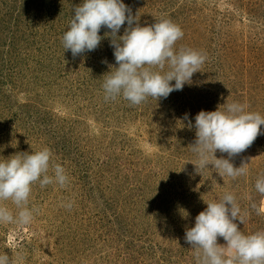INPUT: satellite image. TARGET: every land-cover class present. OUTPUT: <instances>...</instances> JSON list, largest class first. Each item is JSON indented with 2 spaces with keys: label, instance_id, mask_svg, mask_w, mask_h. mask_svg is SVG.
Wrapping results in <instances>:
<instances>
[{
  "label": "rangeland",
  "instance_id": "rangeland-1",
  "mask_svg": "<svg viewBox=\"0 0 264 264\" xmlns=\"http://www.w3.org/2000/svg\"><path fill=\"white\" fill-rule=\"evenodd\" d=\"M51 1L0 0V58L16 56L19 78L28 85L16 93L7 87L11 93L0 102V161L47 148L69 182L33 185V219L0 223V254L14 264H198L186 230L206 202L228 192L245 216L244 224L235 221L239 229L245 235L264 231V213L257 214L264 195L255 189L264 177V125L231 158L236 167L248 163L247 175L222 178L212 166L200 174L192 151L195 116L202 110L238 102L264 116V0H124L133 15L139 13L141 26L161 18L179 25L184 36L177 50L207 55L192 85L135 106L123 97L104 98L109 65L118 67L111 30L102 27L100 45L73 57L62 44L69 24L45 30L35 20ZM64 1L71 9L82 2ZM34 21L35 41L29 38ZM1 67L6 72L10 63ZM30 94L38 102L28 117L18 104ZM216 156L228 158L219 151ZM0 206L16 211L11 201ZM217 242L227 243L222 237Z\"/></svg>",
  "mask_w": 264,
  "mask_h": 264
},
{
  "label": "clouds",
  "instance_id": "clouds-1",
  "mask_svg": "<svg viewBox=\"0 0 264 264\" xmlns=\"http://www.w3.org/2000/svg\"><path fill=\"white\" fill-rule=\"evenodd\" d=\"M139 18V13L133 15L124 0H82L63 34L64 48L76 57L100 45L102 27L111 30V46L118 67L112 71L109 65L111 70L102 85L105 101L123 97L135 106L149 97L167 98L173 91L183 90L186 84L192 85L193 75L200 72L207 60L202 52L176 49V42L184 32L171 20L161 18L154 24L141 26ZM125 23L128 27L118 36ZM224 105L223 110L220 107L215 111L202 110L195 116L196 141L192 151L197 159L193 164L200 174L212 166L222 178L235 179L247 175L248 163L236 167L231 158L244 152L261 134L264 116L247 112V106L238 102ZM217 151L227 153L228 158H217ZM50 169L52 175L48 174ZM37 182L40 187L53 183L63 187L69 182L65 168L53 162L49 149L20 153L0 161V201H11L16 207L13 212L0 206V223H31L33 209L29 207V198ZM255 189L264 195V177L257 179ZM206 204L207 208L196 216L195 226L185 233V242L196 250L198 264H264V231L245 235L239 229L235 221L244 224L245 216L236 197L228 192L218 201ZM261 213L264 203L257 209V214ZM218 237L227 242L226 246L218 244ZM0 264L14 261L7 254H0Z\"/></svg>",
  "mask_w": 264,
  "mask_h": 264
},
{
  "label": "trees",
  "instance_id": "trees-1",
  "mask_svg": "<svg viewBox=\"0 0 264 264\" xmlns=\"http://www.w3.org/2000/svg\"><path fill=\"white\" fill-rule=\"evenodd\" d=\"M81 3L77 4V6H79ZM76 7L73 6V9H71L70 6L65 5V1L63 4V2L61 3V0H54V1H51L48 3V6L46 7V10L47 9L48 10L47 11L45 10L46 12L41 10V12H44V16L42 18L37 17V18H35V20H37L41 24V27L45 30L49 29L50 26H52L55 22H56V24L63 25V26H65L66 24L70 25V22L73 18V15H74L73 10H75ZM20 10L21 9L19 7L18 11H20ZM70 11H72L71 12V18H69ZM21 15H22V13L19 16H17V19ZM21 22H22V19L17 20V24L12 23L13 24L12 27L15 29V26L18 25V28L20 29V27H21L20 23ZM8 24H9V20H7V18L4 17V26H7ZM30 28H32V29H31V34H29V38H31L33 41H35L36 40L35 37L38 36V34L36 32L38 30V28H37V25L35 24V21L32 23V27H30ZM103 31H104V28H101L100 32H103ZM108 33H110V32H108ZM101 36L104 37V35H101ZM12 42H15V38L12 39ZM33 43H38V42H33ZM31 44L32 43H29L28 46ZM13 48H15V47H13ZM38 59H39V57H38ZM18 62H19V59L16 56H15V59L10 58L9 60H6V61L3 57V55L0 58V64L2 66L10 63V68L6 72L1 71L2 67L0 65V71L2 72V73H0V102L2 101V99L5 96H7V95H5L7 92L8 93H11V92L16 93V92L20 91V89L28 86V85L23 84L22 80L19 78L21 76H19L20 72L17 71L18 66L20 65ZM36 64H38V62H36ZM11 85H13V89H12ZM7 87H9L11 89V92H9ZM32 91H33V88L29 89L27 92L32 93ZM33 99L34 98H32V94H30V97H27L26 101L20 102V104H18L20 112L27 114L28 117L32 116L33 107L35 106L34 104L36 102H38V101H35V102L32 101ZM17 117H19V115H17ZM46 123H48V122H46ZM98 176H101V174Z\"/></svg>",
  "mask_w": 264,
  "mask_h": 264
}]
</instances>
